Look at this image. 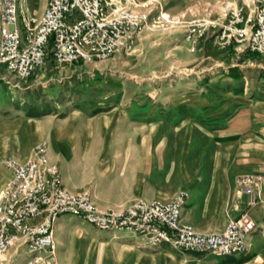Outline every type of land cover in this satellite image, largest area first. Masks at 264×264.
<instances>
[{"label":"rangeland","instance_id":"rangeland-1","mask_svg":"<svg viewBox=\"0 0 264 264\" xmlns=\"http://www.w3.org/2000/svg\"><path fill=\"white\" fill-rule=\"evenodd\" d=\"M260 2L147 0L140 9L146 21L128 49L73 64L48 59L26 78L0 68V194L11 177L5 160L25 161L42 142L61 178L62 171L76 178L75 191L64 187L89 192L104 212L135 200L169 202L182 192L187 204V187L209 172L260 174L264 51L251 50L248 40H215L232 11ZM104 177L109 196L142 195L103 209L95 188ZM211 199L223 202L217 193ZM102 232H128L152 247L131 230L75 227L66 249L95 253L88 259L95 264L97 252L113 250ZM27 251L24 240L15 241L5 264H18Z\"/></svg>","mask_w":264,"mask_h":264},{"label":"built area","instance_id":"built-area-1","mask_svg":"<svg viewBox=\"0 0 264 264\" xmlns=\"http://www.w3.org/2000/svg\"><path fill=\"white\" fill-rule=\"evenodd\" d=\"M22 1L0 0V67L19 78L31 76L48 59L73 64L128 49L147 18L140 12L147 0H48L40 20L20 8ZM246 9L232 11L215 40L223 45L248 40L251 50L264 51V2ZM4 163L12 175L0 194V264L18 240L28 244L24 264H58L54 226L63 215L80 217L101 230H131L144 235L152 247L170 245L220 256L247 252L248 238L259 228L243 212L221 232H199L182 222L184 192L169 202L135 200L120 209L100 211L89 192L72 193L64 187L49 163L45 142L29 159L9 158ZM263 184V174L238 178V188L250 196L251 204L261 200Z\"/></svg>","mask_w":264,"mask_h":264},{"label":"crops","instance_id":"crops-1","mask_svg":"<svg viewBox=\"0 0 264 264\" xmlns=\"http://www.w3.org/2000/svg\"><path fill=\"white\" fill-rule=\"evenodd\" d=\"M47 3L48 0H24L20 8L28 15L40 20ZM256 170L264 175V152L263 160L258 163ZM9 172L12 175L10 170ZM61 174H63L64 186L75 191L76 178L65 171ZM220 178L223 181H219ZM237 178L238 174L234 172L225 174L209 172L202 177L201 182L190 184L187 187L189 196L183 210V221L201 232H221L230 219L247 212L259 225V228L248 238L247 252L217 257L214 254L180 251L170 245L159 248L145 247L142 245V238L131 233L102 232L106 241L103 245L113 250L97 252L99 261L95 264H264V184L261 187V200L251 204L249 195L238 192ZM109 183L110 181L108 182L104 177L97 182L95 188L98 203L103 209L109 208L112 203L142 195L140 192H135L131 195L116 193L113 197L109 196L106 193ZM214 193L223 196L221 206L212 203L211 196ZM75 227L77 230L95 228L79 217L61 216L55 225V236L58 242L56 257L60 260V264H92L88 259H91V255L95 253L66 249L68 232ZM25 255L26 253L20 255L18 264L25 261L21 260L25 259ZM8 264H11L10 261Z\"/></svg>","mask_w":264,"mask_h":264}]
</instances>
